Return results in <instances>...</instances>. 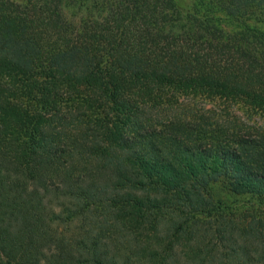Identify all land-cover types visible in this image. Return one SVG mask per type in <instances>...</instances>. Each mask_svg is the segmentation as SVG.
Here are the masks:
<instances>
[{
	"label": "trees",
	"instance_id": "1",
	"mask_svg": "<svg viewBox=\"0 0 264 264\" xmlns=\"http://www.w3.org/2000/svg\"><path fill=\"white\" fill-rule=\"evenodd\" d=\"M262 25L264 0H0V264H264Z\"/></svg>",
	"mask_w": 264,
	"mask_h": 264
},
{
	"label": "rangeland",
	"instance_id": "2",
	"mask_svg": "<svg viewBox=\"0 0 264 264\" xmlns=\"http://www.w3.org/2000/svg\"><path fill=\"white\" fill-rule=\"evenodd\" d=\"M262 28H264V25H262ZM220 108H217V107L215 108L216 114L217 115H221V117H220L221 119L220 120H225L226 119L228 121L227 117H225L223 111ZM236 115L239 117L238 119H243L241 114L236 113ZM163 228H164V226L159 228V231L157 232V235H159L161 233ZM150 233L153 234V232H150ZM146 238H148V236ZM157 240H158V238L157 239H149L150 245L152 246V248L155 247V245L157 243ZM143 241H144V243H143L144 245L143 246L145 247V241L146 240H143ZM179 264H185L184 258H180L179 259Z\"/></svg>",
	"mask_w": 264,
	"mask_h": 264
}]
</instances>
